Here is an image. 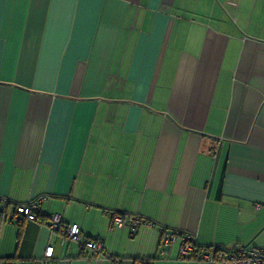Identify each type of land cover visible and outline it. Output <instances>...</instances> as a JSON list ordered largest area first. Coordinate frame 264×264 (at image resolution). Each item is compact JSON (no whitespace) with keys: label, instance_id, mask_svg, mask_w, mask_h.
<instances>
[{"label":"crops","instance_id":"0c3cea01","mask_svg":"<svg viewBox=\"0 0 264 264\" xmlns=\"http://www.w3.org/2000/svg\"><path fill=\"white\" fill-rule=\"evenodd\" d=\"M0 198V264H205L162 230L264 247V0H0Z\"/></svg>","mask_w":264,"mask_h":264},{"label":"built area","instance_id":"2783aa9c","mask_svg":"<svg viewBox=\"0 0 264 264\" xmlns=\"http://www.w3.org/2000/svg\"><path fill=\"white\" fill-rule=\"evenodd\" d=\"M41 202L42 199H38L26 204L15 205L12 220L37 221ZM6 205V200L0 198V210H4ZM48 225L49 229L53 232L61 230L63 235L62 243L66 240L76 242L81 249L89 250L96 254V258L101 257L113 260V257L105 252L101 241L83 238L77 224L62 227V217L60 214H52L49 217ZM111 225L119 228L128 226L132 232H136L141 226L151 225V222L143 218H125L120 214H113L111 216ZM176 242L179 243L180 256L184 259L195 258L205 264H264V247L242 246L224 249L216 245L200 246L197 243L196 236L180 231H161L160 254L167 253L169 247ZM52 253L53 247L48 246L39 264H49Z\"/></svg>","mask_w":264,"mask_h":264},{"label":"trees","instance_id":"16d2710c","mask_svg":"<svg viewBox=\"0 0 264 264\" xmlns=\"http://www.w3.org/2000/svg\"><path fill=\"white\" fill-rule=\"evenodd\" d=\"M82 250H83V249H82ZM85 251H86V250H85ZM87 257L93 259V258H96L97 256H96V254H94V253L92 252V253L90 254V256L87 255Z\"/></svg>","mask_w":264,"mask_h":264}]
</instances>
